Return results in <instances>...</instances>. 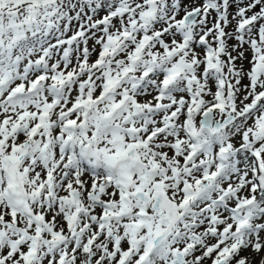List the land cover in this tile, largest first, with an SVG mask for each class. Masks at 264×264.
I'll use <instances>...</instances> for the list:
<instances>
[{
	"label": "snow or ice",
	"instance_id": "1",
	"mask_svg": "<svg viewBox=\"0 0 264 264\" xmlns=\"http://www.w3.org/2000/svg\"><path fill=\"white\" fill-rule=\"evenodd\" d=\"M0 264H264V0H0Z\"/></svg>",
	"mask_w": 264,
	"mask_h": 264
},
{
	"label": "rangeland",
	"instance_id": "2",
	"mask_svg": "<svg viewBox=\"0 0 264 264\" xmlns=\"http://www.w3.org/2000/svg\"><path fill=\"white\" fill-rule=\"evenodd\" d=\"M89 47H91V43H90Z\"/></svg>",
	"mask_w": 264,
	"mask_h": 264
}]
</instances>
